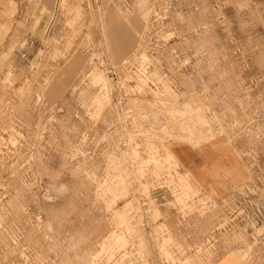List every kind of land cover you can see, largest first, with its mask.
Returning a JSON list of instances; mask_svg holds the SVG:
<instances>
[{
  "label": "rangeland",
  "instance_id": "obj_1",
  "mask_svg": "<svg viewBox=\"0 0 264 264\" xmlns=\"http://www.w3.org/2000/svg\"><path fill=\"white\" fill-rule=\"evenodd\" d=\"M184 144L246 182L211 198ZM250 261L264 0H0V264Z\"/></svg>",
  "mask_w": 264,
  "mask_h": 264
},
{
  "label": "crops",
  "instance_id": "obj_2",
  "mask_svg": "<svg viewBox=\"0 0 264 264\" xmlns=\"http://www.w3.org/2000/svg\"><path fill=\"white\" fill-rule=\"evenodd\" d=\"M179 156L181 166L189 175L191 180L201 188L207 195L216 200L232 194L241 184L246 182L247 172L231 173L228 176L224 172H216L215 165H219V161L204 160L201 157L192 154L188 156L184 151H195L191 146L184 144L183 146L175 148ZM224 159L221 160L223 165ZM244 174V176L242 175ZM242 175V176H241ZM250 261L246 264H252Z\"/></svg>",
  "mask_w": 264,
  "mask_h": 264
}]
</instances>
